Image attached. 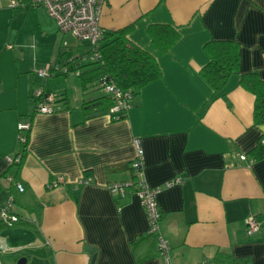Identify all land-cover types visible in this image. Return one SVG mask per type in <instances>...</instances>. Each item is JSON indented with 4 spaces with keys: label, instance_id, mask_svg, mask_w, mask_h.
<instances>
[{
    "label": "crops",
    "instance_id": "obj_1",
    "mask_svg": "<svg viewBox=\"0 0 264 264\" xmlns=\"http://www.w3.org/2000/svg\"><path fill=\"white\" fill-rule=\"evenodd\" d=\"M105 1L102 30L130 28L129 40L161 71L119 120L108 109L84 115L83 104L106 96L96 83L83 90L72 74L39 81L36 72L46 64H86V44L59 34L45 8L0 0V208L16 199L12 213L31 224L0 229L1 264H164L138 196L108 188L133 180L134 139L144 180L159 189V233L175 264H264V155L251 154L257 147L264 153V123H253L254 96L239 84L250 72L264 81V0ZM160 24L179 34L166 53L147 35ZM225 40L239 46V70L213 96L200 76L209 59L204 45ZM39 86L57 98L51 114L35 112ZM19 122L30 123L15 181L23 193L6 181L16 167L5 158L22 152ZM176 178L179 184L166 186ZM249 215L260 222L251 236Z\"/></svg>",
    "mask_w": 264,
    "mask_h": 264
},
{
    "label": "built area",
    "instance_id": "obj_2",
    "mask_svg": "<svg viewBox=\"0 0 264 264\" xmlns=\"http://www.w3.org/2000/svg\"><path fill=\"white\" fill-rule=\"evenodd\" d=\"M105 4V0H10L11 8H45L48 15L54 20L60 33L72 35L79 42L86 44L87 54L83 58L85 63L96 62L99 59L101 40L105 35V32L100 27L99 18L101 9ZM36 74L40 79L47 80L56 75H79V71L69 70L68 66L56 62L44 65L43 68L37 70ZM97 83L100 91L110 100L107 114L111 120H119L125 117L135 95L133 91L130 89H120L109 75L102 76ZM32 98L36 113L51 114L55 111L57 98L45 91L42 86L36 88L32 94ZM16 128L19 134L18 140L23 145L26 142V134L30 129V123L19 122ZM133 143L136 148V155L130 163L133 180L126 184H111L108 188L112 193H117L121 197L125 195L127 189H131L138 196L147 217V234L155 238L157 250L163 263L175 264L170 255V246L159 233L161 215L156 202V195L159 189L151 188L144 180L143 150L140 140L134 139ZM260 144L264 146V137L261 138ZM241 158L244 159L243 156ZM20 159L21 155L17 153L13 157H6L5 162L8 166H13L18 164ZM6 181L14 186L18 192H23L22 184L15 182L12 177H7ZM60 181L59 178L51 186H55ZM87 182L84 181L83 183ZM180 182L181 180L176 178L167 183L166 186L179 184ZM12 206L13 198L9 197L6 206L0 208V223L8 227L18 221V217L12 213ZM245 228L246 234L251 236L260 231V222L255 216L249 215L245 219Z\"/></svg>",
    "mask_w": 264,
    "mask_h": 264
},
{
    "label": "trees",
    "instance_id": "obj_3",
    "mask_svg": "<svg viewBox=\"0 0 264 264\" xmlns=\"http://www.w3.org/2000/svg\"><path fill=\"white\" fill-rule=\"evenodd\" d=\"M129 31L130 28L114 33H105L101 40L99 59L96 62L80 64L77 58H73L64 60L61 64L68 66L69 70L79 71V79L83 90L89 84L96 83L98 87V80L104 75H109L120 89H130L136 94L143 86L158 80L161 76V71L153 55L129 40ZM147 35L154 47L161 53L168 52L179 37L176 29L161 24L150 25L147 28ZM204 50L209 59L201 68L200 76L211 87L213 96L221 94L230 77L239 70V46L234 41H209L204 45ZM239 84L244 90L254 96L253 123L255 125L263 124L264 81L259 78L257 73L250 72L240 76ZM97 101L94 105L90 103L83 104L82 109L85 116L103 112L110 107V100L107 96ZM26 147L27 143L25 142L22 145L20 162L14 165L16 167V172L12 177L14 181L17 180V172L26 154ZM251 154L256 159H260L264 155L258 147ZM13 202L16 203V199L13 198ZM17 217L18 221L12 227L31 226L23 218ZM7 227L5 224L0 223V229ZM218 257H220V254L216 258L218 259ZM243 264H247V262L244 261Z\"/></svg>",
    "mask_w": 264,
    "mask_h": 264
},
{
    "label": "rangeland",
    "instance_id": "obj_4",
    "mask_svg": "<svg viewBox=\"0 0 264 264\" xmlns=\"http://www.w3.org/2000/svg\"><path fill=\"white\" fill-rule=\"evenodd\" d=\"M7 2H8V6H10L9 5V0H7ZM10 10H14V9H10ZM22 10V9H21ZM47 12V11H46ZM48 14V13H47ZM31 28H33V24H30V27H29V29H31ZM59 34H61L62 36H66L67 38H69L71 41H73L74 43H76V42H79L76 38H74L72 35H69V34H62V33H60L59 32ZM60 35V36H61ZM49 64H51V63H49ZM71 79L73 80V85H75V86H77L78 85V79H77V77H75L74 75H72V77H71ZM39 80V79H38ZM41 80H43V79H40L39 81H41ZM44 81V80H43ZM42 82V81H41ZM12 262L14 263V264H16V260L14 261V260H12Z\"/></svg>",
    "mask_w": 264,
    "mask_h": 264
},
{
    "label": "water",
    "instance_id": "obj_5",
    "mask_svg": "<svg viewBox=\"0 0 264 264\" xmlns=\"http://www.w3.org/2000/svg\"><path fill=\"white\" fill-rule=\"evenodd\" d=\"M85 250H86V252H88L89 254L92 255V262H93L95 259L94 250L92 248H89V247H87ZM17 264H25V259H20Z\"/></svg>",
    "mask_w": 264,
    "mask_h": 264
}]
</instances>
